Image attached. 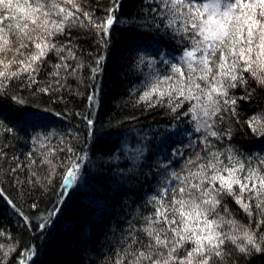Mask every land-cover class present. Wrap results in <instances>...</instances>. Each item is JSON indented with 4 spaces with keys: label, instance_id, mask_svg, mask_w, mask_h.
<instances>
[{
    "label": "snow or ice",
    "instance_id": "snow-or-ice-1",
    "mask_svg": "<svg viewBox=\"0 0 264 264\" xmlns=\"http://www.w3.org/2000/svg\"><path fill=\"white\" fill-rule=\"evenodd\" d=\"M143 3L150 6V14L145 8L146 15L139 22L134 19L132 27L170 32L181 55L172 60L161 51L154 56L138 52L134 67L147 69L142 87L137 89L141 92L138 102H145L148 107L166 106L177 121L189 117L195 132L201 134L202 147L186 159L182 174L167 172L165 166L164 184L147 199L150 213L142 215L137 211L134 218L137 222L127 221L119 238L114 243L108 242L111 254L106 259L109 264H224L230 254L226 246L245 255L253 250L262 251L264 152L243 156L231 146L219 147L217 142L225 137L230 139V130L224 131L220 125L226 118L238 116V102L250 99L255 92L249 81L264 88V0H143ZM118 7L119 0H112V7L104 10L105 15L97 17L84 7V0H0V101L7 97L16 104L24 103L21 96L10 93L9 86L13 83L21 88L36 85V91L50 95L60 91L68 77L81 79L78 72L85 65L76 62L71 30L79 27L93 31L99 37L98 42L106 46L110 29L117 23L114 13ZM49 54L59 62L52 65L49 73L52 79L41 86L37 77ZM103 59L99 57L91 68L93 78L101 70ZM236 88H243L245 95L235 96L232 90ZM88 100L94 102L95 93ZM185 103L188 106L181 111ZM20 119L41 117L39 113L25 111L20 113ZM85 119L89 126L94 125L91 118ZM246 123L253 132L264 136V113L250 116ZM3 124L0 120V126ZM257 125L261 127L258 129ZM5 130L14 131L11 127ZM67 151L72 155L67 157L65 185L82 175L84 163L89 159L88 153L77 154L71 146ZM118 160L115 155L109 162ZM44 162L51 166V176L55 165L52 160ZM226 197L244 210L249 224H240L232 216L224 203ZM62 204L63 201H58L47 218L41 217L36 229L42 232L48 227L52 217L60 213ZM24 220L31 226L27 217ZM5 248L7 256L15 245L0 244V250ZM35 254V247L28 246L17 264H25Z\"/></svg>",
    "mask_w": 264,
    "mask_h": 264
},
{
    "label": "trees",
    "instance_id": "trees-1",
    "mask_svg": "<svg viewBox=\"0 0 264 264\" xmlns=\"http://www.w3.org/2000/svg\"><path fill=\"white\" fill-rule=\"evenodd\" d=\"M84 7L102 17L104 10L112 7V0H84ZM145 8L150 14V6L143 0H119L114 13L117 23L110 29L106 46L93 31L71 30L76 62L85 65L78 72L81 79L68 77L65 86L50 95L36 91V85L21 88L13 83L10 93L21 96L24 103L16 104L7 97L0 101V120L4 121L0 126V232L5 233L0 244L15 245L7 256V248L0 250L3 264H17L28 246H34L36 254L25 264H109L108 242L119 238L127 221L137 222V211L150 213L147 199L164 184L165 166L167 172L181 173L186 159L200 151L201 134L195 132L188 117L177 121L166 106L148 107L138 102L141 92L137 89L147 73L145 68L134 67L138 52L154 56L161 51L172 60L181 55L170 32L132 27L134 19L139 22L146 15ZM101 56V70L93 78L91 68ZM58 62L49 54L37 77L41 86L52 79L49 73ZM249 83L256 89L251 98L239 101L238 116L226 118L220 125L224 131L230 130V139L217 142L243 156L264 152V136H257L246 123L250 116L264 113V88ZM232 91L237 97L245 95L243 88ZM93 93L95 101L90 103L88 97ZM187 106L185 103L181 111ZM25 111L39 113L41 119L21 120L20 113ZM85 117L94 125L89 126ZM30 122L37 127L28 126ZM8 127L14 131L6 132ZM69 146L77 154L88 153L89 159L82 175L65 185L67 167L60 177H52L51 166L44 161L52 160L56 170L67 165V157L72 155ZM115 155L119 160L110 163ZM231 199L225 198L227 209L249 224L248 215ZM58 201H63L60 213L42 232L36 229L41 217L47 218ZM260 231L264 232V225ZM228 252L224 264H264V250L245 255L231 247Z\"/></svg>",
    "mask_w": 264,
    "mask_h": 264
},
{
    "label": "rangeland",
    "instance_id": "rangeland-1",
    "mask_svg": "<svg viewBox=\"0 0 264 264\" xmlns=\"http://www.w3.org/2000/svg\"><path fill=\"white\" fill-rule=\"evenodd\" d=\"M188 119L190 120V118L188 117ZM40 126H42L41 124H39ZM45 124H43V126H44ZM28 126H30V127H37V124H34V123H32V122H30V123H28ZM261 127V126H260ZM255 134L258 136L259 134H258V132H255ZM201 146L199 145V148H200ZM67 167V165H65L64 164V166H61V168H58V170H56V171H54V172H52V174H51V176L52 177H60V175L61 174H63V172H64V170H65V168ZM67 169V168H66ZM232 200V199H231ZM233 201V200H232ZM225 203V202H224ZM226 205V207H227V204H225ZM238 205V204H237ZM239 206V205H238ZM239 208L244 212V210L239 206ZM230 212V211H229ZM231 214H232V216L237 220V221H239L240 222V224H243V225H247L248 223L247 222H245V221H243L238 215H236L235 213H233V212H231ZM243 214H245V212L243 213ZM253 227H255V224L253 225ZM227 247V249H229V248H231V246H226ZM28 261H30V260H28Z\"/></svg>",
    "mask_w": 264,
    "mask_h": 264
}]
</instances>
